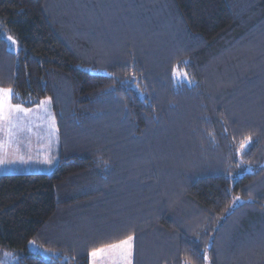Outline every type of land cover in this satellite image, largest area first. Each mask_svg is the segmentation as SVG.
Returning a JSON list of instances; mask_svg holds the SVG:
<instances>
[{
  "label": "trees",
  "instance_id": "1",
  "mask_svg": "<svg viewBox=\"0 0 264 264\" xmlns=\"http://www.w3.org/2000/svg\"><path fill=\"white\" fill-rule=\"evenodd\" d=\"M102 1L0 0V89L51 100L61 156L0 176V249L91 264L133 234L134 264H264V0Z\"/></svg>",
  "mask_w": 264,
  "mask_h": 264
},
{
  "label": "rangeland",
  "instance_id": "2",
  "mask_svg": "<svg viewBox=\"0 0 264 264\" xmlns=\"http://www.w3.org/2000/svg\"><path fill=\"white\" fill-rule=\"evenodd\" d=\"M108 2L102 1L101 5L105 9L103 12H107V7L110 4ZM136 11L139 10L137 9ZM2 36L6 39L9 37L6 31H3ZM8 41L9 49L18 52L19 46L12 39H8ZM175 72L177 76L187 73L178 69ZM187 76L192 83L188 73ZM184 84L189 85L186 82ZM43 101L45 103H40L32 108L21 106L23 109L30 110L28 112L22 111L9 114L6 111L5 118L0 119V158L15 161L0 166V176L8 174L52 173L59 164L61 157L60 136L56 117L51 100L45 99ZM48 160L52 162L47 163L46 161ZM135 247L134 242L133 248L135 249ZM29 249L31 251L35 250V244L31 242ZM20 257V252L0 249V264L18 263ZM91 264H123V260L118 252L106 251L102 256L95 258L94 262L91 260Z\"/></svg>",
  "mask_w": 264,
  "mask_h": 264
},
{
  "label": "snow or ice",
  "instance_id": "3",
  "mask_svg": "<svg viewBox=\"0 0 264 264\" xmlns=\"http://www.w3.org/2000/svg\"><path fill=\"white\" fill-rule=\"evenodd\" d=\"M8 39L11 40L12 38L8 37ZM172 78L177 84H181V83H185V82L188 84H191V81L188 79L187 73H183V74L177 76L176 72L173 71ZM16 95L17 94H15L13 92V90L10 88L0 89V119L5 118V112L6 111L9 114H11L13 112H22V111L28 112V111H30L28 109L21 108V106L19 104L13 105L11 103V100ZM40 103L43 104V103H45V101H41ZM246 140H248L249 143L251 142L250 137H247ZM244 147H245V145L241 144V148H244ZM21 161H22V158H21ZM13 162H15V161H9V160H6L4 158H0V166H4L7 163H13ZM46 162L51 163L52 161L48 160ZM235 200H239V197H236ZM134 239H135L134 235L129 234L125 238L120 239L115 243H110V244H107L101 248L93 249L92 251H90L89 256H90L91 260L94 262L95 258L102 256L106 251H115V252H118L120 254V256L123 260V264H132L131 256H132ZM203 259L205 261L208 260V256H207L206 252L203 254Z\"/></svg>",
  "mask_w": 264,
  "mask_h": 264
},
{
  "label": "crops",
  "instance_id": "4",
  "mask_svg": "<svg viewBox=\"0 0 264 264\" xmlns=\"http://www.w3.org/2000/svg\"><path fill=\"white\" fill-rule=\"evenodd\" d=\"M113 5H114V7L111 6V8L107 9V12H125V10H124L125 6L120 1L115 2V4H113ZM133 247H134V242H133ZM134 258H135V249L133 248L132 249V264H134Z\"/></svg>",
  "mask_w": 264,
  "mask_h": 264
}]
</instances>
